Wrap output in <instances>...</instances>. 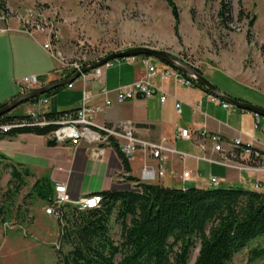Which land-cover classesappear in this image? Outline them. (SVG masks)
I'll return each mask as SVG.
<instances>
[{
    "label": "crops",
    "instance_id": "obj_1",
    "mask_svg": "<svg viewBox=\"0 0 264 264\" xmlns=\"http://www.w3.org/2000/svg\"><path fill=\"white\" fill-rule=\"evenodd\" d=\"M9 27L10 30L0 33V104L18 95L19 81L28 76L26 71L30 70L31 65L39 66L37 73L33 74L40 86L59 79L55 73L56 63L44 48L43 39L19 29L15 21ZM152 63L158 71L162 68V63ZM145 74L146 68L141 56L131 62L115 60L103 70L100 78H91L86 84L80 79L71 88L67 85L61 87L53 96L48 97L50 102L45 110H33L29 107L32 103L27 102L20 106V111L12 114L44 113L53 108L56 111L75 109L85 88L92 95V104L99 108L95 117L97 124H129L139 138L150 142L165 139L167 146L175 151L163 153L161 165L164 174L153 184L170 188L205 189L213 187L208 181L214 177L221 180L219 186L233 187L239 184V188L264 193V118L256 117L249 111L224 108L223 100L213 94L193 85H185L173 77L161 78L159 72L151 78V82L159 88L152 96L137 97L121 103L114 101L109 107L103 106L105 97L114 100L115 89L142 79ZM203 76H206L204 72ZM101 88L107 89L108 95L100 94ZM259 93L264 97V90L259 89ZM161 94L166 96L164 102L160 101ZM232 96L240 101H249L244 94ZM177 102L181 105L179 113L175 110ZM250 102L264 108V99L256 98ZM178 128L188 129L190 139H174ZM200 131L217 133L223 138L227 151L223 153L224 163L208 160L221 159L222 156L212 150L207 139L197 136ZM48 139V135L33 133L5 136L0 139V153L20 171L27 169L31 177L48 179L53 192L56 183H65L73 200L88 193L125 186L126 182L120 175L122 164L114 148L107 147L99 160L92 155L93 148L88 144L83 143L77 147L68 143L48 145ZM233 139L241 140L243 145L258 150L261 155L254 162L248 161L246 155L238 156V152L237 156L231 157L228 151ZM178 153L184 154L183 157ZM128 162L131 175L137 178L145 164L155 168L159 164L158 160L142 151L129 158ZM184 171L190 173L186 180L181 179Z\"/></svg>",
    "mask_w": 264,
    "mask_h": 264
},
{
    "label": "rangeland",
    "instance_id": "obj_2",
    "mask_svg": "<svg viewBox=\"0 0 264 264\" xmlns=\"http://www.w3.org/2000/svg\"><path fill=\"white\" fill-rule=\"evenodd\" d=\"M222 1L229 13L221 16ZM1 2L9 14V25L15 21L19 27L18 18L26 16L41 27L29 31L48 44L56 75L63 64L86 63L111 52L143 46L188 58L205 78L231 97L244 94L249 103L264 99L259 93V89L264 90V0H173L178 22L165 0ZM38 70V65H31L26 75ZM21 105L11 113L20 111ZM29 107L45 110L37 103ZM35 180L23 176V184L16 189L11 163L0 160V210L6 217L0 221V264H58L59 252L69 249L59 246L60 224L44 213L46 203L29 193ZM233 187L239 188V184ZM119 234L120 225L112 217L110 235L116 243ZM258 239L235 253L228 264H264V256L250 259L249 249ZM197 252L198 246L191 250L187 264H194Z\"/></svg>",
    "mask_w": 264,
    "mask_h": 264
},
{
    "label": "trees",
    "instance_id": "obj_3",
    "mask_svg": "<svg viewBox=\"0 0 264 264\" xmlns=\"http://www.w3.org/2000/svg\"><path fill=\"white\" fill-rule=\"evenodd\" d=\"M165 2L178 22L173 0ZM0 5L3 7L1 0ZM225 13H229V7L222 1L220 15ZM192 85L211 94L195 80ZM59 89L61 87L42 96H53ZM40 97L30 102L35 104ZM64 112L53 108L38 114V119L49 122L45 126L34 125L28 113L1 115L0 125L12 127L6 132L1 131L0 139L20 133L49 135L57 127L53 122ZM47 144L55 145V142L48 139ZM114 151L121 161L120 175L126 184L97 192L102 196L99 208L65 207L58 243L69 249L59 252L58 264H187L191 250L196 246L198 252L194 264H228L235 253L257 238V244L249 249L250 259L264 256V193L222 185L182 189L142 183L131 175L128 159L116 147ZM260 155L261 152L258 156L251 155L249 161H256ZM4 159L6 157L0 153V160ZM30 175L27 169L20 171L11 165L16 189L23 184V176ZM29 193L45 203L50 202L54 194L52 184L46 178L36 179ZM112 217L120 225L118 243L110 235ZM5 218L0 210V221ZM118 256L119 260H116Z\"/></svg>",
    "mask_w": 264,
    "mask_h": 264
},
{
    "label": "built area",
    "instance_id": "obj_4",
    "mask_svg": "<svg viewBox=\"0 0 264 264\" xmlns=\"http://www.w3.org/2000/svg\"><path fill=\"white\" fill-rule=\"evenodd\" d=\"M8 13L5 12V9L0 5V33L7 32L10 30L9 27V17ZM18 21L20 23L19 29L30 33V29L41 30L39 25H34L30 18L19 17ZM30 26V27H29ZM44 48L49 52L48 44H43ZM50 53V52H49ZM135 57L125 58V60L131 62ZM142 63L146 68V74L144 78L136 80L129 85H125L115 89V98L114 100L105 97L103 100V106L109 107L113 104L114 101L121 103L124 101L132 100L137 97H150L154 94L155 91L159 90L152 82L151 78L154 77L158 72L161 75V78L173 77L176 80H180L183 84L191 86L193 79L191 77H184L181 75L180 71L162 64V68L158 71L157 67L150 61L148 57H141ZM98 59V58H97ZM187 64L194 66V64L187 59L181 58ZM113 61L107 62L104 65L94 68L88 73L82 74L75 81L67 84L68 88L73 86V83L82 80L84 84L88 82L89 79H98L102 76V72L105 68L112 65ZM88 63V62H86ZM84 62H70L68 64H63V70H59V79L66 78L71 76L76 71H78L84 64ZM55 73L57 71L55 70ZM90 76V77H89ZM38 80L36 76H27L22 78L19 81V93L18 95H23L30 90H33L39 87ZM109 91L105 88H101L100 94L108 95ZM92 95L85 88L82 91V96L79 105L75 109L65 110L60 118L55 120L53 123L57 127L48 135L49 139L53 140L58 144L68 143L73 147H77L83 143L90 145L92 149V155L101 160L103 153L107 147L117 148L127 159L132 158L139 151H142L153 159L158 160V168H155L151 165L145 164L138 176V180L142 183H152L158 177L163 176L164 171L162 170V159L163 153H175V151L167 146V140L162 139L158 142H150L143 140L136 136L134 128L129 124H118V125H109V124H97L95 122L96 114L99 108L92 104L91 102ZM166 100L165 94H161L160 101L164 102ZM50 102L48 97L42 96L38 99L37 104L42 106H47ZM222 106L224 108L230 109L231 106L222 101ZM180 102L175 103V110L177 113L180 112ZM33 118V124L38 126H45L49 122L44 118L38 119V112H31ZM257 117V115H255ZM258 122V120H257ZM256 122V124H257ZM11 125H0V133L6 132ZM200 139H207L211 145L212 150L221 154V159H208L213 160L218 163H224V152H227L224 148L225 141L223 138L217 134L207 131H200L197 135ZM191 134L186 128H178L174 133V139H190ZM231 149L228 151V154L231 157L237 156L236 150H239L238 156H258L257 151H253L249 146L243 145L241 140L233 139L230 141ZM200 146L203 149L205 145L200 143ZM181 157L184 154L178 153ZM248 160V161H249ZM190 176L188 171H184L181 174V179L186 180ZM221 180L217 178H210V185L213 187L219 186ZM102 203V196L100 193H88L87 195L80 197L76 200H73L69 194L67 185L65 183H56L54 186V194L50 202L45 204L44 213L46 215L53 216L59 224L63 225L64 223V210L66 206L75 207L78 210H88L93 208H99ZM59 247V246H58Z\"/></svg>",
    "mask_w": 264,
    "mask_h": 264
},
{
    "label": "water",
    "instance_id": "obj_5",
    "mask_svg": "<svg viewBox=\"0 0 264 264\" xmlns=\"http://www.w3.org/2000/svg\"><path fill=\"white\" fill-rule=\"evenodd\" d=\"M137 56L154 58L159 62H161L162 64L168 65L191 77L193 80L197 81L203 87L208 89L211 92V94H213L217 98H220L224 102L228 103L231 107H234L237 110L241 109L244 111H249L259 117L264 118V108L260 106H256L246 101L237 100L231 97L230 95L225 94L217 85L211 83L207 78H205L201 73H199L195 69V67L187 64L178 56H175L167 51L158 50L150 47H143V46L129 48L119 52L108 53L107 55L99 59L84 64L78 71H76L71 76H68L63 79L52 80L51 82L39 86L33 90H30L29 92L23 95H17L11 101L3 104L0 107V116L11 112L13 109H15L17 106L23 103L30 102L31 100L38 98L53 89L63 87L75 81L82 74L88 73L92 69L100 67L107 62L118 59H125L129 57H137Z\"/></svg>",
    "mask_w": 264,
    "mask_h": 264
}]
</instances>
